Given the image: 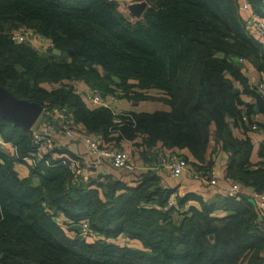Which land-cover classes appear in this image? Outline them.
I'll return each mask as SVG.
<instances>
[{
	"label": "trees",
	"instance_id": "obj_1",
	"mask_svg": "<svg viewBox=\"0 0 264 264\" xmlns=\"http://www.w3.org/2000/svg\"><path fill=\"white\" fill-rule=\"evenodd\" d=\"M240 1L136 0L147 8L133 18L120 0H0V89L41 106H67L103 143H133L134 157L162 148L187 151L191 170L203 178L216 166L215 141L229 155L225 180L242 189L235 198L180 196L159 170L129 173L133 185L108 174L75 186L69 169L53 158L76 155L56 151L46 156L50 165L29 166L21 158L33 150L31 132L0 117V136L19 155L0 150V264H264V227L249 194H264V147L253 163L256 133L242 121L253 107L242 95L262 100L238 61L264 80V42L249 35ZM247 1L264 18V0ZM22 29L68 56L15 42ZM77 81L107 93L117 87L119 99L134 105L169 109L118 116L90 109L69 84ZM237 126L241 138L233 133ZM82 222L95 243L70 229Z\"/></svg>",
	"mask_w": 264,
	"mask_h": 264
},
{
	"label": "built area",
	"instance_id": "obj_2",
	"mask_svg": "<svg viewBox=\"0 0 264 264\" xmlns=\"http://www.w3.org/2000/svg\"><path fill=\"white\" fill-rule=\"evenodd\" d=\"M240 11L244 13L247 21V31L249 35L257 40L264 42V18L255 13L247 0L240 1ZM15 42L29 44L34 49L42 52H52L54 45L52 41L30 29H22L13 36ZM243 65H247L243 59L238 60ZM254 88L259 98L264 102V80L262 77L256 79ZM81 82L69 83L74 90L81 96L83 102L90 109L105 108L110 110L115 116L128 112L119 105L121 101L118 97L119 92H104L97 88L87 85L81 86ZM242 121L246 127L257 133L260 138L261 146L264 147V127L253 121L247 112H243ZM116 123L121 120L116 118ZM32 152L21 158L29 166L36 167L40 163L51 164L47 155H54L56 151H69L72 143L82 144L85 147L86 155H76L74 158L67 159L64 156L53 158L54 161L65 165L72 176L75 186H88L104 175H108L106 168L114 170H124L129 173L136 171L159 170L162 175L170 179H180L186 175L198 179L207 184L208 189H216L219 194L229 198L238 197L242 189L239 183H221L215 167L208 178L196 175L191 170L190 162L180 151L162 148L157 150L158 162L153 165L142 166L134 157L133 147L129 149L116 148L115 145L103 143L101 137H94L83 130L82 125L76 121L73 113L67 106H52L45 104L42 112L30 129ZM0 150L10 153L19 158L17 147L12 142L5 141L0 136ZM250 198L260 212V224L264 227V194L250 191ZM174 198V197H173ZM172 198V199H173ZM171 199V206L175 202ZM82 225V236L88 243H95V235L90 231L87 223Z\"/></svg>",
	"mask_w": 264,
	"mask_h": 264
},
{
	"label": "crops",
	"instance_id": "obj_3",
	"mask_svg": "<svg viewBox=\"0 0 264 264\" xmlns=\"http://www.w3.org/2000/svg\"><path fill=\"white\" fill-rule=\"evenodd\" d=\"M246 69L245 74L248 75L249 77V82L250 84H254L256 83V79L260 78V74L257 75L256 71L251 68L248 64L244 66ZM81 86L85 85L84 83H80ZM243 101L245 104H248L249 106L253 107V114L251 116V119L257 123H259L260 125H262L264 127V112H262L260 106H263L264 109V102L263 101H258L257 98L250 96L248 94H243L242 95ZM119 105L124 107L127 111H132V110H144V111H152V110H158V109H164L167 110L169 109V107L164 104V103H158V102H143V103H138L137 105H134L131 102H127V101H123L121 100L119 102ZM233 129V133L236 137L241 138L242 135L239 129V126L237 127H232ZM254 138L256 139L255 143H254V151H253V156H252V162L253 163H258L260 162V151H261V143H260V136L256 133L255 135H253ZM138 142L139 144L142 143V138H138ZM133 143H129L127 141H125L121 147H123V149H129L131 147H133ZM211 152L210 156L212 154L214 161L216 163V168H217V175L218 178L220 179L221 183L225 184L224 178H225V168L226 165L228 164V160H229V155L221 150L219 148V145L215 142L212 141L211 143ZM220 149V150H219ZM134 147H133V151H134ZM69 151L71 153H73L74 155H86V150L85 147L82 144H78V143H72L71 146H69ZM184 154H186L189 159L192 161L191 159V155L189 152L186 151L182 152ZM135 159L139 162L140 165L145 166V165H153L156 164L158 162V155H157V151L154 149L152 151H149L147 153V156L142 157V156H135ZM21 167L19 166V172L21 173ZM25 167V166H23ZM107 172L109 174L115 175L116 177H118L119 179H121L122 182H126L129 185H133V177L132 175L129 174V172H126L124 170H114L112 168H106ZM21 175H23L21 173ZM25 176V175H23ZM164 182L166 184V186L168 187H174L175 189H177V192L179 193L180 196H184L186 194L189 193H195L198 195H207L208 197H214V195L217 192V190L209 188L207 191H204L203 189V183L200 182L198 179L192 178L189 175L184 176L183 178L180 179H170L165 175V179ZM173 201H175V197L172 199ZM72 229V228H70Z\"/></svg>",
	"mask_w": 264,
	"mask_h": 264
},
{
	"label": "water",
	"instance_id": "obj_4",
	"mask_svg": "<svg viewBox=\"0 0 264 264\" xmlns=\"http://www.w3.org/2000/svg\"><path fill=\"white\" fill-rule=\"evenodd\" d=\"M147 8L145 2L135 3L129 7L131 13L140 18ZM52 53L58 57L66 58L67 52H62L56 48ZM114 81L120 83V79L115 77ZM42 112V106L36 102L19 99L6 89H0V117L11 121L14 126L20 127L25 131H30ZM72 229L82 231V225H71Z\"/></svg>",
	"mask_w": 264,
	"mask_h": 264
},
{
	"label": "rangeland",
	"instance_id": "obj_5",
	"mask_svg": "<svg viewBox=\"0 0 264 264\" xmlns=\"http://www.w3.org/2000/svg\"><path fill=\"white\" fill-rule=\"evenodd\" d=\"M121 2H122V7H123V9H124V11H126V13L128 14V16H130L131 17V15L128 13L129 11H128V9H129V7L131 6V5H133V4H135V3H139V2H136V0H120ZM128 11V12H127ZM143 15V14H142ZM133 18H138V17H135V16H133ZM51 88H53L54 86H52V85H49ZM116 88V91L117 92H119V93H122V90H120V89H118L117 87H115ZM152 94L151 95H153V96H155V91H152L151 92ZM122 94H120V96H121ZM161 97H159V96H156V99L158 100V99H160ZM23 166H25V167H23ZM22 167H21V173L23 174V175H27L28 173H29V168L26 166V165H23Z\"/></svg>",
	"mask_w": 264,
	"mask_h": 264
}]
</instances>
